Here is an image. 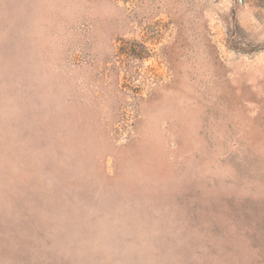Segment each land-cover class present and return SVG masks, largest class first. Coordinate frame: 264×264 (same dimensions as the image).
Listing matches in <instances>:
<instances>
[{"label": "rangeland", "instance_id": "1", "mask_svg": "<svg viewBox=\"0 0 264 264\" xmlns=\"http://www.w3.org/2000/svg\"><path fill=\"white\" fill-rule=\"evenodd\" d=\"M0 264H264V0H0Z\"/></svg>", "mask_w": 264, "mask_h": 264}]
</instances>
